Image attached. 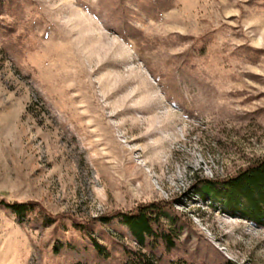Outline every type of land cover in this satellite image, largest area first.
Masks as SVG:
<instances>
[{"label":"rangeland","instance_id":"1","mask_svg":"<svg viewBox=\"0 0 264 264\" xmlns=\"http://www.w3.org/2000/svg\"><path fill=\"white\" fill-rule=\"evenodd\" d=\"M263 157L264 0H0V200L39 204L0 205V264H118L141 245L97 219L157 201L159 264H264V222L201 191Z\"/></svg>","mask_w":264,"mask_h":264},{"label":"trees","instance_id":"2","mask_svg":"<svg viewBox=\"0 0 264 264\" xmlns=\"http://www.w3.org/2000/svg\"><path fill=\"white\" fill-rule=\"evenodd\" d=\"M201 191L211 200L220 201L230 211L241 213L247 220L254 223L264 222V157L251 162L240 168L234 175L224 179H206L201 183ZM0 205L10 209L19 216L27 212H33L39 207L37 202H9L0 200ZM42 212H45L39 208ZM169 205L166 201H157L140 204L129 211L116 210L104 214L97 220L113 222L118 220L126 226L135 237L141 248L132 249L126 247L118 264H159L157 258L143 250L150 238L165 243L168 249L176 245V237L172 230L162 222L163 217L170 216ZM46 214V213H45ZM61 217L71 219L73 224L81 230L87 226L75 217L62 215ZM48 218L54 219L49 215ZM47 218V219H48ZM91 251L98 257L100 264L108 262L113 264V259L106 246L95 238H91ZM83 253L87 251H82ZM75 264H93L92 262L78 261ZM171 264H193L186 260H173ZM223 264H236L231 260Z\"/></svg>","mask_w":264,"mask_h":264},{"label":"bare ground","instance_id":"3","mask_svg":"<svg viewBox=\"0 0 264 264\" xmlns=\"http://www.w3.org/2000/svg\"><path fill=\"white\" fill-rule=\"evenodd\" d=\"M88 21V19H86ZM89 26V25H88ZM92 26V25H91ZM85 41V40H84ZM89 42V41H88Z\"/></svg>","mask_w":264,"mask_h":264}]
</instances>
